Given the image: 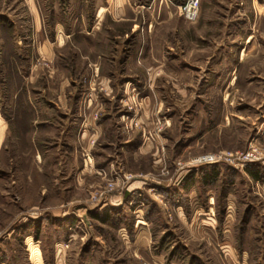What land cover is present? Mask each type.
Returning a JSON list of instances; mask_svg holds the SVG:
<instances>
[{"label": "rangeland", "instance_id": "obj_1", "mask_svg": "<svg viewBox=\"0 0 264 264\" xmlns=\"http://www.w3.org/2000/svg\"><path fill=\"white\" fill-rule=\"evenodd\" d=\"M103 1L112 2L0 0V24L10 25H0V264H162L160 255L166 264H264V179L226 162L193 163L246 153L253 143L264 149V0H201L190 21L179 11L184 0H168L154 10L151 32V10L143 9L134 33L149 53L138 74L162 55L169 68L184 59L188 70L170 69L155 88L121 97L101 88L92 68L103 56L110 64L136 21L115 22L113 13L88 46L85 25L97 22ZM67 18L86 24L67 37L57 24ZM53 35L52 45L44 42ZM229 47L233 57L213 66V54ZM242 47L244 58L227 72ZM77 106L105 122L101 136L71 134ZM144 133L135 156L121 145L143 142ZM196 167L192 198L179 189Z\"/></svg>", "mask_w": 264, "mask_h": 264}, {"label": "crops", "instance_id": "obj_2", "mask_svg": "<svg viewBox=\"0 0 264 264\" xmlns=\"http://www.w3.org/2000/svg\"><path fill=\"white\" fill-rule=\"evenodd\" d=\"M126 1L127 2H125V0L124 1L123 0H112V2H110L108 4L105 1H103V3L100 4L98 7L100 9H99V15H98L97 22L95 21L94 23H92V25L90 23L86 24V22L83 21V18L82 19H76L77 22L71 21V19L67 18V19H65L63 21H59L57 23V24H61L63 26L64 32L67 35V37L70 35H73L74 31L77 30L76 28H74L75 29L74 30L73 26H78L79 23H80V26H81V24H83V25L86 24L85 25L86 31L84 33V38L86 40L87 45L92 46L95 44V41L98 42L101 40V37L103 35L102 32L106 28V21H107L106 19L113 17V13H114L113 20L115 22H120L122 20H124V21H136L134 23L133 30H131V32L129 33V38L124 41L126 43L123 42L124 43V44L122 43L123 45H120V44L117 45L116 44L115 54L112 58L110 57V59H109L110 64H108L106 66L103 65L104 63L107 62V60H106L107 57L103 56L104 60H105L104 63L101 65L100 61H98L96 66H94V68H92L94 76H96V77L99 76L98 79H100V83L104 84L102 87L101 86H98V87L99 88L101 87L103 89L104 88L110 89V90L111 89H118V90H120V94H121L119 97H121L122 95L127 94V93L130 94L131 91L135 87L145 88L147 86H150L152 89L155 88L157 86V83H158L157 79L159 78V76L160 77H164V75L167 76L170 69L174 70L178 73H184L186 71V69L188 70V67H186V65L184 63V61H185L184 59H183L184 61L180 60L178 62H175L176 63L175 66L169 68L171 62L169 60H167L164 55H162L159 58H156V60L159 62L158 64L147 66V68H146L147 76L145 75L146 73L143 75L138 74L140 70L138 69L137 65H138V63H143L147 53H149L148 52L149 51V45L145 42L146 39L138 38V35L134 33V30H136V27L138 26L137 20L143 19V17H142V15H143L142 10L143 9L151 10L150 15L146 18L144 17L146 20L145 21V31L151 32L153 30L154 25H155L154 24V20H155L154 10H157V12H158L161 10V8L169 6V3H168V0H126ZM84 2L85 1H83L82 8H85ZM128 6L135 10L134 12L136 14L134 16H131V15L127 16L125 14V10ZM36 8H38V7H36ZM110 8L113 9V12L111 11ZM136 9L138 10L137 12H136ZM40 17L41 16L38 15L39 20L38 19L36 20V26H39L38 21H40ZM238 23L240 24V22H238ZM0 25H3V23L1 22ZM66 27H69V29H66ZM55 29H54V31H55ZM66 30H68V32H66ZM80 31H81V29H80ZM92 31H94V32H92ZM41 35H43V33H41ZM53 36L54 37H49V38H51V40L48 39V37H47V39H44V42L52 45L54 40L56 39V35H53ZM247 39H248V37H247ZM67 40H68V38H67ZM104 41H106V38L104 39ZM110 42H113V40L110 38H107L106 44L109 45ZM218 52H219L220 57L218 59H215L216 63H214L213 66L218 65L219 62L222 65L224 60L226 61L227 58H231L234 55L232 47H229V49H226V50L224 48H219V51L215 52L213 55L215 56ZM237 55H239V59H238ZM235 56H237L236 57L237 61L235 60L234 64L231 65L230 69H228L227 72L230 71L231 69L236 70L237 65H239V63L244 58L243 47L241 48L239 53L237 52V54H235ZM99 57H100V59H102L101 54L99 55ZM222 58H223V60H222ZM210 59H211V57H209V62H210ZM191 65L195 69L201 68L200 66H196L195 64H191ZM183 70H184V72H183ZM220 77H221V73L216 70L215 74L213 76V80H216ZM88 81H89V79H88ZM207 81H208V83L206 82L207 83L206 85H209V83L210 84L212 83L211 79H208ZM89 82H91V80ZM204 83L205 82H203V84ZM85 88H87V85H85V87L82 85V87H81L82 92L86 91ZM89 89L91 90L92 87H90ZM87 90H88V88H87ZM36 99L37 98H35V100ZM144 100L146 103L149 102V98L146 96L144 97ZM30 103H28L29 105L27 106L28 111H31V109L34 111L35 107H36V103L34 102V100H31ZM91 103H93V101L88 100V106H90ZM25 105H26V103L24 102V107H25ZM68 106H69V104H68ZM29 108H31V109H29ZM76 111H77V115H79L76 117H79V118L73 119V122L69 126V129L71 130V134H74V136H75L76 133H78V129L82 128L81 134H83V135L89 136L90 134L91 135L96 134L97 137L101 136L102 129L105 126V122L101 121V119L99 117L97 120H95V119H92L91 114H87V113L83 114V112H79L80 108L78 106H77ZM101 118H104V116H102ZM102 120H104V119H102ZM8 122L10 123L11 119L8 120ZM46 123H48V122L46 121ZM19 128H21V127H19ZM90 128L94 129V130H90ZM104 133H105V131H104ZM144 136L145 137H144L143 142H142L141 138L139 140L138 139H135V140L131 139L130 140V138H129L127 140L125 139V141H122L121 145H123L125 148H127V150L129 152H134V156H135L137 151L134 149H137L139 147V144L147 143V140L149 138L147 133ZM185 145L186 144L182 143V147H184ZM32 150L34 152H36L34 147ZM69 159H70V156H69ZM71 160L74 164H77L76 156H74V153H73ZM84 167L81 168V170H82L81 172H83V170L85 169ZM97 167L98 168L101 167V161L98 162ZM199 169H197V170H199ZM199 177H200V175L198 173V180L200 179ZM199 182H200V180H199ZM187 188H189L190 196L192 198H193V196H197V193L195 191V185H193L191 183H183V185L179 189V192L181 190H186ZM180 194H182V192ZM176 196H178V198H179L180 195L177 194ZM115 199H117V198H115ZM121 200H122V198H121ZM111 202H112L111 203L112 207H115L117 205L120 206V204L117 203L114 200V198ZM108 204L109 203L104 204L105 206H103V207H106ZM199 211H201V209ZM182 214H184V211ZM145 231L146 232L148 231L147 233L150 232L148 228ZM146 243H148V242H146ZM160 256L161 257L159 259H161L160 260L161 263L166 264L165 256H163V255H160ZM169 264H179V263L177 261H175V259H172Z\"/></svg>", "mask_w": 264, "mask_h": 264}, {"label": "built area", "instance_id": "obj_3", "mask_svg": "<svg viewBox=\"0 0 264 264\" xmlns=\"http://www.w3.org/2000/svg\"><path fill=\"white\" fill-rule=\"evenodd\" d=\"M200 4L201 0H184L179 6V11L186 20H194L199 14ZM251 149L253 150H249L246 153H242L236 156L232 152L227 156H218L215 153L207 154L201 156L193 163L198 165L204 163L212 164L217 162H226L233 168L244 169L248 164L252 162H264V149L256 146L255 143L252 144Z\"/></svg>", "mask_w": 264, "mask_h": 264}, {"label": "trees", "instance_id": "obj_4", "mask_svg": "<svg viewBox=\"0 0 264 264\" xmlns=\"http://www.w3.org/2000/svg\"><path fill=\"white\" fill-rule=\"evenodd\" d=\"M3 26H4L3 28H5V29L10 27V25H8L6 23L5 24L3 23ZM5 36H6V39L9 38L8 34ZM245 168H246V171L249 172L254 178L264 179V162H252V163L248 164ZM196 169H197V167L190 170V173H191L190 178L187 176V174H184L181 178L182 179L181 182L183 180L187 179L188 181H186V183H191L190 179H192L193 176L196 175V172H195V171H197ZM209 178H212V177L210 176ZM215 178H216V174L214 175V179ZM191 264H194V261H191Z\"/></svg>", "mask_w": 264, "mask_h": 264}]
</instances>
